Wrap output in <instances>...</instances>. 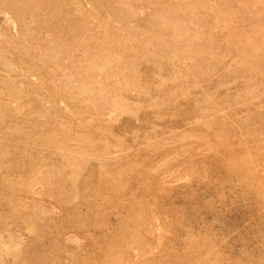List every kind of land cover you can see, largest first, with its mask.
<instances>
[{"label":"rangeland","instance_id":"374dc122","mask_svg":"<svg viewBox=\"0 0 264 264\" xmlns=\"http://www.w3.org/2000/svg\"><path fill=\"white\" fill-rule=\"evenodd\" d=\"M0 264H264V0H0Z\"/></svg>","mask_w":264,"mask_h":264}]
</instances>
